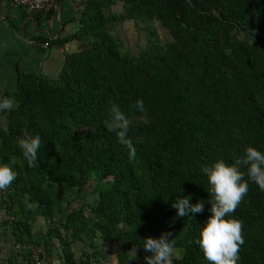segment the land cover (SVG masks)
<instances>
[{"label": "trees", "instance_id": "16d2710c", "mask_svg": "<svg viewBox=\"0 0 264 264\" xmlns=\"http://www.w3.org/2000/svg\"><path fill=\"white\" fill-rule=\"evenodd\" d=\"M72 20L76 31L56 42L78 47L59 75L21 74L16 89L0 96L16 101L0 111V164L18 175L0 192L17 242L31 258L32 247L41 248L33 231L43 217L44 237L60 241L66 264H78L73 243L85 237L93 246L97 237L116 243L122 264H147L143 240L170 231L173 264H209L196 243L211 215L201 169L234 163L249 145L264 151V0H83ZM128 20L150 37L137 53L118 31ZM158 23L170 41L157 36ZM138 99L146 113L135 108ZM111 103L132 121L134 161L106 128ZM25 134L41 137L39 167L23 157ZM88 195L89 210L84 201L72 207ZM183 196L203 200L204 211L178 217L172 203ZM32 202L38 208L26 210ZM230 215L243 222L237 264H264V191L249 182ZM81 258L100 264L90 254Z\"/></svg>", "mask_w": 264, "mask_h": 264}, {"label": "clouds", "instance_id": "9594fccd", "mask_svg": "<svg viewBox=\"0 0 264 264\" xmlns=\"http://www.w3.org/2000/svg\"><path fill=\"white\" fill-rule=\"evenodd\" d=\"M135 108L146 113L143 100L138 99ZM16 107L13 97L0 98V111H10ZM143 123H147L144 120ZM109 132L115 133L121 145L127 152L130 161L136 159V147L129 136L132 121L116 103H111L108 119L105 121ZM140 139L137 138V143ZM19 147L29 167H39L38 152L42 140L39 135L25 134L18 141ZM234 163H227L223 159L211 166H203L202 172L207 174L210 185L211 215L203 226L200 238L196 243L201 247L205 259L209 264H237L241 246L245 243L243 222L232 217L233 213L249 191V182L258 185L264 191V151L249 145L243 155L233 157ZM18 163L15 159L11 165ZM18 173L10 164H0V191L6 190L16 179ZM247 177V179H245ZM177 210L178 217H188L190 214L204 211V201L192 204L189 196L177 197L172 203ZM38 204L26 203V210L35 211ZM140 223H142L140 221ZM172 233L164 232L159 238L149 236L143 240V249L146 253L147 264H173L178 256L175 240ZM137 248L134 249L136 254ZM81 264V263H80Z\"/></svg>", "mask_w": 264, "mask_h": 264}, {"label": "crops", "instance_id": "0c3cea01", "mask_svg": "<svg viewBox=\"0 0 264 264\" xmlns=\"http://www.w3.org/2000/svg\"><path fill=\"white\" fill-rule=\"evenodd\" d=\"M82 2L61 0L56 9L46 12H30L25 7L0 4V96L16 89L21 74L35 73L48 78L59 75L66 55L76 51L78 43L75 40L57 43L56 39L70 36L76 31L77 22L72 17L78 15ZM32 39L37 44L32 43ZM47 41L50 42L48 46L45 44ZM5 119L0 113V124ZM4 203V193L0 192V264H30V253L22 252L24 246L17 242L12 214ZM41 237L40 249L45 262L66 264L60 241H48V238ZM33 240L32 237L31 242ZM93 253H88L91 257L88 259L94 258L100 264H107L105 259ZM80 256L75 258L78 264L81 259H86ZM112 264L122 263L113 260Z\"/></svg>", "mask_w": 264, "mask_h": 264}, {"label": "rangeland", "instance_id": "374dc122", "mask_svg": "<svg viewBox=\"0 0 264 264\" xmlns=\"http://www.w3.org/2000/svg\"><path fill=\"white\" fill-rule=\"evenodd\" d=\"M117 11L122 10V5L118 4L116 6ZM155 28H157V36L160 37V39L163 42L170 41L172 39L171 35L168 33V31L160 24H155ZM118 31L120 35H122V38L124 39V43H126V47L130 49L132 52H139L143 48H145L148 45L149 41V35L143 30H139L135 22L133 20H128L123 23H121L118 27ZM7 121V120H6ZM95 187V183H91L89 189H93ZM84 197H77L76 199H73L72 207L73 208H79L82 206V203L84 201V206L87 210L90 209V205L86 204V201H91V196H87L85 200L83 199ZM57 218L60 217L59 214L56 216ZM48 225L46 224V220L43 217H39L37 219V222L34 226V232H35V239L39 240L41 236H46V231H47ZM56 242H59L56 238H54ZM89 239H85L83 241H76L73 243L74 247V252L76 256H80L79 252H81V256L86 255L88 253L94 252L95 256L101 259H105L107 264H112L113 260H118L119 261V256H118V250H117V244L116 243H109L105 242L102 237H97L96 239L93 240V246L89 241ZM42 242V241H41ZM19 250V249H18ZM22 252H25L26 254H29L31 252L30 248L26 247L22 250ZM109 258L113 259L110 260ZM121 262V261H120ZM126 264H133L132 263H126Z\"/></svg>", "mask_w": 264, "mask_h": 264}, {"label": "built area", "instance_id": "2783aa9c", "mask_svg": "<svg viewBox=\"0 0 264 264\" xmlns=\"http://www.w3.org/2000/svg\"><path fill=\"white\" fill-rule=\"evenodd\" d=\"M61 0H0V4L2 3H10L14 6L19 7H25L30 12H37V11H51L56 9ZM32 43H36L37 41L35 39L31 40ZM46 46L50 44L49 41H47ZM31 262L30 264H49L45 262L44 257L42 256V252L40 249L36 247H32V255H31ZM93 264H95L93 262Z\"/></svg>", "mask_w": 264, "mask_h": 264}]
</instances>
